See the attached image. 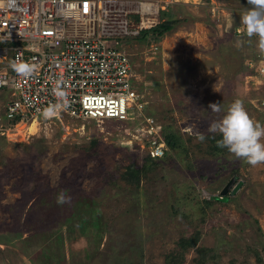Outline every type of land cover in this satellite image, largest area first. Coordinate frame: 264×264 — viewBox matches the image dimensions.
Returning <instances> with one entry per match:
<instances>
[{"label": "rangeland", "instance_id": "1", "mask_svg": "<svg viewBox=\"0 0 264 264\" xmlns=\"http://www.w3.org/2000/svg\"><path fill=\"white\" fill-rule=\"evenodd\" d=\"M155 1L174 27L128 44L133 84L143 114L181 148L146 162L137 121L59 116L32 133L11 128L0 136V264H264V163L236 158L208 131L235 99L264 126V54L240 21L247 0Z\"/></svg>", "mask_w": 264, "mask_h": 264}, {"label": "built area", "instance_id": "2", "mask_svg": "<svg viewBox=\"0 0 264 264\" xmlns=\"http://www.w3.org/2000/svg\"><path fill=\"white\" fill-rule=\"evenodd\" d=\"M165 7L155 0H21L18 10L0 9V93L9 91L0 100V136L43 119L62 80L70 107L49 119L137 121L148 140L146 154L160 158V126L143 114L128 44L141 42ZM14 59L36 64L37 71L30 79L17 76Z\"/></svg>", "mask_w": 264, "mask_h": 264}, {"label": "clouds", "instance_id": "3", "mask_svg": "<svg viewBox=\"0 0 264 264\" xmlns=\"http://www.w3.org/2000/svg\"><path fill=\"white\" fill-rule=\"evenodd\" d=\"M20 3L21 0H0V9L18 10ZM247 3L249 7L244 8L240 21L244 25L245 35L249 40L256 37L259 52L264 54V0H247ZM10 67L17 76L25 79H30L37 71L36 64L23 59L12 60ZM3 84L4 81H0V86ZM262 85H264V80ZM54 93L57 102L43 109L42 115L45 119L52 118L70 107L62 80L56 81ZM263 99L261 98L260 101ZM209 108L216 113L222 111L220 103H212ZM208 131L219 133L221 139L216 141L217 147L226 148L236 158L243 159L252 166L264 163V143L261 142L264 139V126L249 116L241 99H235L228 106L226 114L209 125ZM196 135L200 142L205 141L204 133L198 132ZM70 199L60 194L57 197V203H69Z\"/></svg>", "mask_w": 264, "mask_h": 264}, {"label": "trees", "instance_id": "4", "mask_svg": "<svg viewBox=\"0 0 264 264\" xmlns=\"http://www.w3.org/2000/svg\"><path fill=\"white\" fill-rule=\"evenodd\" d=\"M173 14L171 13L170 10H166V11H159L158 13V19H159V23L152 29H150L149 31H146L144 33L141 34L140 36V40H146V44L150 45L151 43H157L160 41V38L170 32L173 27H174V21H173ZM264 88V85H263ZM150 116V115H149ZM160 138L164 143V151H163V155L160 158H155L152 159L150 158L147 154L144 155V160L146 162H149L152 165L157 164V162L161 161L160 159L162 158V160L165 158V152L168 151H175L177 149H180L182 146V140L180 138V136H178V134H176L174 131L171 130V128L169 126H160ZM213 150V148H212ZM222 158H220V160H218L219 163V167L222 169V172H224L226 169L225 166V159L221 160ZM127 173L131 176V177H135L137 175V170L138 168H130L127 167ZM231 177V176H230ZM235 183V180L233 181V178L230 179V184L233 185ZM227 198V194H220L219 197H216L215 199L217 200H225ZM194 240L188 241V242H180L178 244V246L180 248H186L191 247V245H193Z\"/></svg>", "mask_w": 264, "mask_h": 264}, {"label": "bare ground", "instance_id": "5", "mask_svg": "<svg viewBox=\"0 0 264 264\" xmlns=\"http://www.w3.org/2000/svg\"><path fill=\"white\" fill-rule=\"evenodd\" d=\"M35 123L31 122L29 125L26 126H19L21 129L22 128H26V130H28L29 133H32L33 129L35 128ZM36 129V128H35ZM35 133V132H34Z\"/></svg>", "mask_w": 264, "mask_h": 264}, {"label": "crops", "instance_id": "6", "mask_svg": "<svg viewBox=\"0 0 264 264\" xmlns=\"http://www.w3.org/2000/svg\"><path fill=\"white\" fill-rule=\"evenodd\" d=\"M4 264H8V263L4 262Z\"/></svg>", "mask_w": 264, "mask_h": 264}, {"label": "water", "instance_id": "7", "mask_svg": "<svg viewBox=\"0 0 264 264\" xmlns=\"http://www.w3.org/2000/svg\"><path fill=\"white\" fill-rule=\"evenodd\" d=\"M224 194V193H223Z\"/></svg>", "mask_w": 264, "mask_h": 264}]
</instances>
